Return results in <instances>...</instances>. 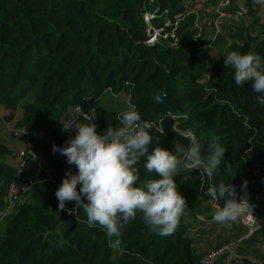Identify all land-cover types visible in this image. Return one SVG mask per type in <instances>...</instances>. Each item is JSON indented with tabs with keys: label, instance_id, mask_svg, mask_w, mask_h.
<instances>
[{
	"label": "trees",
	"instance_id": "trees-1",
	"mask_svg": "<svg viewBox=\"0 0 264 264\" xmlns=\"http://www.w3.org/2000/svg\"><path fill=\"white\" fill-rule=\"evenodd\" d=\"M197 1L0 0V106L5 110L0 114V132L4 124L30 130L49 171L46 174L30 161L27 171L42 181L27 193L26 198L31 196L27 202L19 203L10 215H1L0 264L199 263L203 253L194 246L187 219H198L210 206L200 198L202 174L197 169L178 168L175 180L186 208L175 232L167 237L153 231L137 211L120 229V247L113 248L110 239L116 237L109 238L98 224L89 226L82 208L77 209V215H67L59 208L56 192L66 171H77L65 156L52 150L53 145L66 146L68 140L60 122L83 97L97 101L109 87L118 95H128L132 110L151 123L149 152L156 147L174 151V144L186 148L197 144L207 163L208 145L215 138L226 153L221 165L210 173L212 186L245 188L247 181L246 189L261 190L264 104L259 103L260 94L252 91L251 82L235 84V69L223 61L231 51H251L264 62V21L255 9H251V20L233 17L242 25L217 39L216 43H227V38L232 41L213 64L208 50L201 48L209 38L203 27L198 36L195 24L200 19L191 12ZM146 11L156 12L153 25H164L166 33H172L177 19L183 17L175 37L145 44ZM205 22L210 24L208 19ZM169 85L173 86L165 99L178 113L159 117L166 107L156 94ZM19 109L22 116L16 119ZM122 115L116 111L97 113L98 133L103 134L109 125L119 127ZM19 141L16 145L0 137L2 213L17 174L13 159L23 145V140ZM145 161L146 157H141L134 165L140 177L137 186L159 178L147 172ZM68 203L75 207V202Z\"/></svg>",
	"mask_w": 264,
	"mask_h": 264
},
{
	"label": "clouds",
	"instance_id": "clouds-1",
	"mask_svg": "<svg viewBox=\"0 0 264 264\" xmlns=\"http://www.w3.org/2000/svg\"><path fill=\"white\" fill-rule=\"evenodd\" d=\"M264 5V0H254ZM225 66L235 69L234 82L237 86L251 82L253 92L260 94L257 99L264 104V62L259 54L229 52L224 58ZM82 121L77 118L64 124L65 131L75 130L74 137L65 141L64 147L53 145V152L67 158L69 165L77 171H66L56 192L59 208L66 202H75L69 214L82 208L87 214L89 226L99 225L110 239V246L119 248L120 229L123 224L136 217L142 219L161 237L172 235L179 225L186 208V199L177 189L175 176L178 168L184 167L211 173L221 165L225 148L213 138L208 145L207 163L202 159L197 144L191 147L174 144V151L156 147L149 152L153 136L152 125L141 118L139 112L129 110L120 117L119 127H109L103 134L98 133L95 118L81 112ZM175 153V154H174ZM141 157H146L144 168L155 173L158 179L149 180L144 186H137L138 169L134 167ZM247 181L244 187H247ZM78 185L81 187L78 190ZM211 198L217 200L228 194L226 205L213 214V221L221 225L236 222L245 213L253 211V205L245 195L237 199L234 189L223 184L210 185L207 189Z\"/></svg>",
	"mask_w": 264,
	"mask_h": 264
},
{
	"label": "built area",
	"instance_id": "built-area-1",
	"mask_svg": "<svg viewBox=\"0 0 264 264\" xmlns=\"http://www.w3.org/2000/svg\"><path fill=\"white\" fill-rule=\"evenodd\" d=\"M212 8L213 19L211 20V23L213 25V32L215 37L222 32L223 19L225 20L228 17L232 19L233 17L236 19L248 18L250 14V5L248 0H214ZM143 16L145 22L148 24L147 37L145 40V44L148 45H153L161 39H168L170 36L175 37V28L178 25V21L183 18L179 17L177 19V21L175 22V28L173 29L172 33H166L164 25H153V21L157 16L156 12L146 11ZM195 27L199 29L198 36H200L202 34V26L200 22H197L195 24ZM175 44H177V42L170 43V45ZM201 48H205L208 50L211 62L214 64L217 58L215 54L214 38L203 43ZM113 91V88L109 87L105 92L113 93ZM95 102L96 101L91 100L88 97H83L80 103L74 105L70 110V113H68L63 118V120L61 121V125L64 127L63 123L67 125L70 122L74 121L76 118L78 121L83 120V116L80 115L81 112L91 114V116L94 118L93 106L95 105ZM127 104L129 107L128 111L134 108V106L130 102V99H128ZM10 130L14 138L23 140V145L17 152V174L8 188L6 207L5 211L2 213L3 216H8L13 213L16 206L19 203H22L26 198L27 193H29L33 187H35L42 181L39 176L27 171L30 161L34 162L37 167L42 168L46 174H49L48 169L45 168V158L35 148V143L31 138L32 132L25 127H11ZM49 179L54 183L60 184L51 175H49ZM14 195L17 196L16 201L12 199ZM254 199L256 203H264V184L261 190L255 194ZM74 208L75 207H71L69 203L66 202V206L63 210L67 215H77V210L73 214H69L68 212V209ZM240 220L247 227L248 236L254 235L259 229L264 227V215L259 209L255 207H253V211L245 213L244 216L240 217ZM241 241L242 239H238L235 241L225 242L223 244L216 245L210 248L202 255L198 264H215L216 259L225 253H230L231 256H234L236 249L240 245Z\"/></svg>",
	"mask_w": 264,
	"mask_h": 264
},
{
	"label": "crops",
	"instance_id": "crops-1",
	"mask_svg": "<svg viewBox=\"0 0 264 264\" xmlns=\"http://www.w3.org/2000/svg\"><path fill=\"white\" fill-rule=\"evenodd\" d=\"M200 1H204L206 6L209 4L205 10L210 11L212 15L213 8L211 3L214 0H199L197 3H200ZM228 19L232 18L228 17L225 20ZM225 20L223 19V22ZM209 21L211 23V19ZM215 54L216 56L219 55L216 48ZM12 142L16 145H20L19 140ZM13 160L15 162L17 161V155ZM255 194V192L249 190L247 198L251 196V199L253 198L251 204L264 215V203H256L254 199ZM218 209V207L213 206L205 213L199 214L198 219H194L193 217L187 219L190 225L189 232L194 240V246H197V243L202 239L203 235L207 236V244L205 242L206 246L204 247L205 251L203 250L204 253L216 245L242 239L240 245L237 247L238 251L235 257L231 256L230 253H225L216 259L215 264H264V227L259 229L254 235L248 236L247 227L241 222L240 218L236 222H230L227 225L214 222L212 217ZM238 224L242 226V229H240ZM239 249H241V252H239Z\"/></svg>",
	"mask_w": 264,
	"mask_h": 264
},
{
	"label": "rangeland",
	"instance_id": "rangeland-1",
	"mask_svg": "<svg viewBox=\"0 0 264 264\" xmlns=\"http://www.w3.org/2000/svg\"><path fill=\"white\" fill-rule=\"evenodd\" d=\"M249 1V5H250V12L251 9H255L254 13L261 17L262 20H264V5H260V4H256L254 2V0H248ZM251 3V4H250ZM209 5V4H208ZM207 5V6H208ZM211 5H213V2L211 3ZM210 5V6H211ZM206 3L204 1H200V3H196L195 5L192 6L191 8V12L196 13L198 15V18L200 19V24L202 25L203 29H205V36L206 38H209L208 40H211L214 38V42H215V48L217 52H220L227 44H229L232 40L227 38L226 41L227 43H216L217 39L220 36H224V35H228L230 32H232L233 29H238L242 24L241 22H237L235 20L232 19H228L225 20L222 24V34H220L219 36L214 35L213 32V25L208 24L207 22H205V20H212L213 16L211 15L210 11H206ZM253 19L252 14H250L249 16V20ZM203 23V24H202ZM129 97L128 95H126L125 93H120V95H118L115 91H113V93H108L105 92L102 97H100V99H98L95 102V105L93 106V110H94V118L96 116L97 113L99 112H105V111H116L118 114H123L124 112L128 111V101ZM72 109V108H71ZM70 109V110H71ZM5 110L3 107L0 106V114H4ZM69 113V112H68ZM22 116V111L21 109H19L16 113V119L20 118ZM15 120L12 121V123H16ZM63 120V119H62ZM61 120V121H62ZM82 121V120H79ZM85 122V121H82ZM9 123V122H7ZM60 129H62V131L64 132V134L66 135L67 139H69L70 137L75 136L76 132L75 130H71V131H65L64 127L61 125L60 122ZM12 127V125H9L8 127L5 126V124L3 125L2 131L0 132V137L8 139L11 143H13L12 141L18 140L15 139L12 135H11V130L10 128ZM8 142V144L11 145V143ZM12 147V146H11ZM17 163V162H16ZM30 195L24 199L25 202H27L30 199ZM250 202H252L253 198L251 199V196L248 198ZM23 200V202H24ZM206 207L212 208L214 205V200L213 199H208V201L205 203ZM3 222H1V230L3 229ZM240 229H242V226L240 224H238ZM207 235V234H206ZM207 236L203 235L202 239H200V241L197 243L196 248L198 249L199 252H203L204 247L206 246L207 242H206ZM206 242V244H205ZM205 251V250H204ZM237 249L236 252L234 254L233 257H235L236 253H237ZM239 252H241V249H239ZM236 260V259H234Z\"/></svg>",
	"mask_w": 264,
	"mask_h": 264
},
{
	"label": "water",
	"instance_id": "water-1",
	"mask_svg": "<svg viewBox=\"0 0 264 264\" xmlns=\"http://www.w3.org/2000/svg\"><path fill=\"white\" fill-rule=\"evenodd\" d=\"M174 85V84H173ZM173 85H169L165 88V90L163 92H159L156 94V98L159 102H161L163 105H165L166 109L160 113L159 117H164L165 115H172V116H176L178 111L175 107H173L166 99V94H167V91L170 87H172ZM115 114V113H114ZM186 168V167H185ZM188 169V168H186ZM190 170V169H188ZM192 170H195V169H192ZM201 174H202V186L200 188V198L202 199H205V200H208V199H213L214 200V205L216 207L219 208L220 207H224L226 205V201L228 198H231L228 194L225 195V197L223 198H220L219 197V193H217V200L215 198H211V195L208 193L207 189L211 184V178H210V174L206 171H203L201 170L200 171ZM234 191H235V194H236V198L239 200V199H242L245 195L248 194V189L246 188H243V187H239V186H231ZM231 187H228V188H231ZM12 199L14 201L17 200V196L14 195L12 197ZM2 215V212H0V217Z\"/></svg>",
	"mask_w": 264,
	"mask_h": 264
}]
</instances>
